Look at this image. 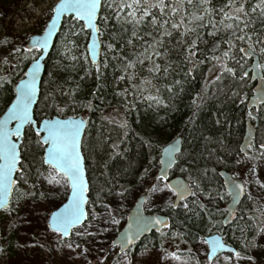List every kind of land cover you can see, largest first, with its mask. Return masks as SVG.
I'll use <instances>...</instances> for the list:
<instances>
[{"label":"snow or ice","instance_id":"snow-or-ice-1","mask_svg":"<svg viewBox=\"0 0 264 264\" xmlns=\"http://www.w3.org/2000/svg\"><path fill=\"white\" fill-rule=\"evenodd\" d=\"M44 22L36 32L29 34L23 43L5 40L0 49V211L9 214L15 211L11 194L15 191L17 203L32 198L33 208L48 209L55 207L43 219L46 227L56 234V245L60 249L67 248L73 252L82 245L68 239L76 231L77 237L95 236L98 233L89 232L92 222L101 216L93 208L92 219L85 205L89 203V183L85 178L84 147L82 133L87 121L83 117H68L67 119L45 118L36 119L35 105L41 100L45 107L54 108L63 113L65 109L75 111L77 108L92 110L97 107L93 100L104 101L99 95L104 83V71L111 66L119 72L113 79L116 84L127 81L128 86L117 88L114 95L127 100L129 93L147 99L159 106L165 105V99L160 95L161 87L171 95H176L174 88L182 85L196 72L203 81V87L191 97V106L195 109L188 123H194L197 112L210 97L218 98L220 94L240 99L246 85L249 72L243 70L245 58L257 52L264 54V0H57L44 12ZM65 18L69 23L64 26ZM82 21L83 24L79 25ZM79 25V27H78ZM65 30L61 33V29ZM85 29L90 30L91 38L82 56L71 55L77 49L75 39ZM101 36H106L103 59L99 58ZM62 37V50L73 62L70 67L74 71L83 59L87 64L84 75L74 80L69 75L64 80H57V75L48 73L47 81L42 79L45 56L56 46V38ZM175 52L178 59H169V53ZM11 57V59L9 58ZM30 61V63H25ZM57 69H67L69 65L59 62ZM255 70L252 78H258L260 84L258 95L250 102L247 116L249 120H262L259 103H264V63L259 61L253 65ZM26 69V70H25ZM145 71L147 75H141ZM95 73L97 85L88 94L87 99L79 96L81 82L88 75ZM169 83L159 85L154 81L167 78ZM181 77L177 79L175 77ZM229 81L224 87L223 82ZM15 81V82H14ZM68 81H72L71 84ZM138 81V82H137ZM41 85L45 86L42 93ZM183 91V88H180ZM155 93V94H153ZM247 100V95H244ZM132 105H125L127 110ZM255 107V113L251 110ZM119 115L117 109H113ZM215 115L216 124H227L231 120L219 108ZM110 123L117 124L120 129L128 127L126 120H116L105 117ZM35 133L32 141L36 154L32 155V168L25 165V156L21 145L27 142L28 135ZM41 132L44 134L41 135ZM127 136V132H124ZM107 138L101 133V140ZM210 139V138H205ZM122 140L113 142L111 148L114 154H119ZM151 146V140H146ZM223 144V140L220 141ZM181 149L177 143L169 144L159 156L161 167L155 175L149 168L139 174L141 184H149L143 200L165 189L173 193L176 199L167 200V205L173 210L171 217L144 216L137 208L129 230L120 238L121 254L127 261L126 249L131 247L144 232L155 230L160 237H169L175 244L176 239L184 243L202 240L210 246L207 264H264V207L248 208L242 205L241 197L249 183L264 187L256 174L255 164L249 167L251 180H237L229 176L224 184L225 191L215 183V168L199 166V157L193 156L192 161L181 169L186 173V179L169 182V170L179 166L176 153ZM243 156L236 161L264 159V141L256 143L254 133L249 132L242 148ZM218 162L223 157L216 158ZM193 165H196L195 167ZM47 166V167H45ZM43 169V170H42ZM30 177L35 182L30 181ZM154 181V182H153ZM59 185L64 189V199L55 202L48 199L50 190L45 188L37 194V185ZM104 189L101 188L100 192ZM109 188L108 192L112 193ZM128 190L115 191V195L123 199ZM97 193V200L105 209V223L118 224L115 209ZM225 195L231 198V207L223 218L233 240L239 247L226 242L222 236L216 235L204 239L192 227L203 217L212 220L219 211L215 206L217 199L223 200ZM207 199V203L205 199ZM251 200V196L247 197ZM123 207V205H119ZM184 213V219H176L175 210ZM188 221V223H185ZM183 228V231H180ZM107 231V229H103ZM239 233V235H237ZM227 233H225L226 235ZM115 241L113 246H115ZM161 248L164 249L163 243ZM88 251L87 248L83 249ZM183 251L192 253V248L182 250L176 247L173 251L164 249V255L174 261L185 264ZM79 255V253H78ZM192 257L189 256L188 259ZM130 264V261L128 262ZM199 264V260L196 261Z\"/></svg>","mask_w":264,"mask_h":264},{"label":"trees","instance_id":"trees-1","mask_svg":"<svg viewBox=\"0 0 264 264\" xmlns=\"http://www.w3.org/2000/svg\"><path fill=\"white\" fill-rule=\"evenodd\" d=\"M68 23L69 19H66L64 22L65 28ZM79 25H82V23L79 22ZM64 30L65 29L62 28L61 33H63ZM72 39H75L78 48L73 49L71 55L82 56L85 54L89 33L84 30V32ZM106 39V36H101L103 45L101 60L104 55L103 41ZM62 44V37H58L56 46L46 62V70L43 78L45 81L49 79L48 73L50 72L57 75L58 81L66 79L69 75H71L74 80H79V77L84 75V69L87 67L85 61L81 59L76 69L73 71L70 67L73 62L69 59V56L63 52L61 47ZM257 53L260 55L262 62H264V54ZM169 59L176 60L178 57L175 52H170ZM58 62L63 65H69V67L67 69H57L56 65ZM25 63H30V61H25ZM250 65L251 59L245 58L243 70L246 71ZM118 74L119 72L114 70L111 66L104 71L103 80L106 87L101 89L99 95L104 96L105 99L102 103L94 99L93 103L96 104L97 107L92 110H88L87 108H77L75 111L65 109L63 113H59L54 108L45 107L43 95H41V100L37 104L35 110L37 120L53 116L67 117L84 115L88 118V126L83 143V152L86 159L87 174L90 184L88 192V211L91 212L93 208L102 207L100 203H94L97 200V193L100 192L101 188H103L104 191L100 192V196L108 204L120 198L115 195V191L127 189L128 191L124 198L128 199L131 197L133 191L141 189L143 185L139 179V174L143 172L145 168H149L150 171L157 170L160 167L159 156L162 149L179 136L183 139V148L178 157V161L180 162L179 166L174 168L171 173L172 176H184L187 178L186 173H183L181 169L186 163L192 161L194 155L199 157L200 167L207 166L216 169L213 187L219 184L225 190L218 176L219 170H227L234 176H239L237 175L239 164H237L236 161L243 156L239 146L244 137L247 121L249 119L247 116V112L249 111L247 108L248 99L245 100L244 95H247L249 98L252 95L254 86L250 75L249 78H246V85L240 99L231 97L230 94L229 96L220 94L218 98L210 97L203 108L196 113L194 123L190 124L188 123V119L195 111L190 103L191 97L203 87V81L199 74L194 72L193 76L188 78L182 85L176 86L174 88L176 95L174 96L161 87L160 95L165 99L164 106L156 105L147 99H141L131 92L127 100L115 96V89L128 86L127 81L116 84L113 77ZM141 75H147V73L141 71ZM175 78L181 79L179 76ZM172 79L173 76L170 74L167 78L154 82L159 86L171 82ZM68 83L71 84L72 81H68ZM223 84L224 87L227 88L229 86V81L225 80ZM96 85L97 80L93 72L92 75L86 76L81 82L80 98L87 99L88 94ZM181 87L183 91H180ZM41 88L43 93L45 86L41 85ZM125 105L132 106L128 107L126 110ZM218 108L227 114L228 119L232 122L231 127L227 124L218 125L215 123L214 114L217 112ZM113 109H117L119 115L113 112ZM260 110L261 116L264 117V106H261ZM0 115H2V113H0ZM105 117H114L116 120H126L128 127L126 129H120L117 124L110 123ZM125 131L127 132L126 137L124 136ZM101 133L107 138L106 140H101ZM206 137L210 139L206 140ZM34 139L35 133L33 132L28 135L27 142L21 147L22 154L25 156L24 163L27 167L32 168L33 172H35V167L31 163V157L36 154L35 145L32 143ZM221 139L223 140V144L220 143ZM119 140L123 141L120 144L119 154H114L111 144ZM146 140H151V146L145 143ZM262 141H264V119L258 120L257 138L255 142L258 144ZM221 156L223 157V161L218 162L216 158ZM256 163H263L264 167V161L256 160ZM90 165L92 166V171L89 170ZM193 166L195 167L196 165ZM30 181L35 182L32 177H30ZM109 188L113 190L112 193L108 192ZM15 199L16 192L14 191L12 204ZM202 199H205L206 203L208 202L206 198L202 197ZM228 200L229 196L225 195L223 200L217 199L215 201V206L219 211L213 215L211 221H209L207 217H203L202 214L201 221L195 226L189 224V227H192L193 231L198 232L204 239L213 233H220L226 242L232 244L234 247H239L233 240L231 230L228 227L224 228L219 222L224 215ZM242 205L246 206V200L242 202ZM247 207L255 208L249 205ZM115 210L116 219H119L116 229L117 235L121 230V225H123L126 220L129 207L120 208L115 206ZM150 212L163 213L170 217L173 215V210L170 208L166 210L157 208ZM175 212L177 213L176 219L183 220L185 218L182 210L177 209ZM11 214L12 216H17L16 211ZM88 219L91 220L90 215ZM185 223H188V221H185ZM77 230L82 229L78 228ZM180 231H183V228H180ZM50 232L51 231L46 227L45 223L42 232L44 241L46 237L50 235ZM225 233L227 234L225 235ZM237 235H239V233H237ZM44 241H42L43 244H46L47 241ZM197 241L199 240L195 242L189 241V243L186 244L182 240L176 239L175 244H173V240L170 236L162 240L159 233L154 232L134 245L127 254H129L133 260H136L137 258H142L143 255H148L145 253L148 251L158 250L164 252V249L173 251L176 247L186 250ZM161 243H163L164 249L161 248ZM11 246L12 242L9 248L4 247L3 239L0 236V251L4 250L9 252ZM170 248L172 249L170 250ZM182 255L186 258L189 253L183 251ZM166 259H169V261L172 262L171 264L181 263L169 257H166ZM156 264H160L159 261Z\"/></svg>","mask_w":264,"mask_h":264},{"label":"rangeland","instance_id":"rangeland-1","mask_svg":"<svg viewBox=\"0 0 264 264\" xmlns=\"http://www.w3.org/2000/svg\"><path fill=\"white\" fill-rule=\"evenodd\" d=\"M56 2L57 0H0V49L7 47L2 43L5 40L12 41L17 45L23 43L25 38L36 32L44 22L46 8ZM9 58L11 59V57ZM253 164L256 166V174L261 181H264L263 163L257 164L256 161H245L239 164L238 177L242 180H251L249 167ZM89 170L92 171L91 165ZM157 172L158 169L152 170L151 174L155 175ZM149 186V184H143L141 189L133 191L130 198H119L117 201H113L111 203L112 208L115 209V206L119 207L122 204V208L129 207L130 211L138 198L145 194ZM45 188L50 190L48 196L50 201L59 202L64 199V189L59 185H48L47 182H44L43 187L37 185V194L44 191ZM246 192L247 197L251 196L252 198L249 200L246 197V206L264 207V187L249 183ZM17 195L16 193V199L13 203L17 216L2 212L0 217V236L3 239L4 247L9 248L12 242L9 252L0 251V264H128L129 261L130 264H156L158 261L160 264L172 263L169 259H166L164 252L158 250L145 252L148 255H143L142 258L136 260H133L127 254L126 261L124 256L119 253V248L112 247V242L117 236L116 229L118 225L105 223L107 217L103 207L95 208L96 212L101 213V216L93 221V226L88 229L89 232L98 233L97 235L77 237L75 232L81 230H76L70 237V240L81 244V248H77L74 252L67 248H58L55 243L56 234L53 232H50V235L46 237V244H43L44 235L42 232L46 223L43 217L50 211H54L55 207L49 205L47 210L44 208L34 209L33 205L36 201L29 198L17 203ZM168 198L173 201L176 199L175 195L167 189L163 193L153 194L147 200L146 210L169 209L166 206ZM91 212L89 211L90 216ZM124 224L125 222L121 225V229ZM103 229H107V231H103ZM189 247L192 248V253L186 256L185 264H196L197 260H199V264H207L206 254L209 251L207 244L199 240ZM84 248H87L88 251L84 252ZM189 256L192 258L188 259Z\"/></svg>","mask_w":264,"mask_h":264},{"label":"water","instance_id":"water-1","mask_svg":"<svg viewBox=\"0 0 264 264\" xmlns=\"http://www.w3.org/2000/svg\"><path fill=\"white\" fill-rule=\"evenodd\" d=\"M66 19H68V18H65V20L63 21V23L66 21ZM80 22L83 24L82 21H80ZM85 30L89 33V39H90V38H91V32H90V30H88V29H85ZM57 39H58V38H56V41H57ZM99 39H100V41L102 42L101 37H100ZM88 43H89V40H88ZM87 46H88V44H87ZM102 48H103V45H102V43H101V44H100V50H99V58H100V59H101V56H102ZM53 49H54V48H51L47 53L44 54V56H45V64H44V69H43L42 72H41L42 79L44 78V75H45L46 62H47V60L49 59V56H50V54H51V52H52ZM247 58L251 59V65L248 67V69H247L246 71L249 72L250 78H251L252 82L254 83V86H253V89H252V95H251V96L248 98V100H247V108H248V110H250V109H249V104H250V102L255 98V96L258 95L257 88H258L259 84L261 83L260 80H259L258 78H252L253 75H254V72H258V71H259V70H255V69L253 68V65H254V63L257 62V61H259L260 63H262V61H261V57H260V55H259L258 53L254 54V55L251 56V57H247ZM261 106H264V103H259V104H258V107H259V108H260ZM34 107H35V110H36L37 105H35ZM251 110H255V107H253ZM57 117H59L60 119H67L68 117H83V118L87 121V124H86V126H85V129H84V131H83V133H82V138H83V142H84V137H85L86 130H87V126H88V119H87L85 116H83V115H80V116H67V117L53 116V117H49V118H57ZM43 119H45V118H43ZM41 120H42V119H41ZM257 129H258V120H249V119H248V121H247V125H246V131H245L244 137H243V139H242V142H241V144H240V152H241L242 154H243L242 148H243V146H244L245 141L247 140V135H248V133H249L250 131L253 132V133H254V139L256 140V138H257ZM43 134H44V133L41 132V135H43ZM172 143H177L178 147H179V148L181 149V151H182V148H183V139H182V137H177V138H175V139H174L172 142H170L169 144H172ZM169 144H167L163 149H165L166 147H168ZM21 146H22V145H21ZM163 149H162V152H163ZM81 151H82V153H83V148L81 149ZM181 151L178 152V153H176L177 160H178V155L181 153ZM162 152H161V153H162ZM83 155H84V153H83ZM84 166H85V178H86V180H87L88 183H89V180H88V174H87V167H86V159H85V156H84ZM160 167H161V165H160ZM172 169H173V168H172ZM172 169L169 170V174H168V176H169V182H171V183H175L177 179H185L183 176H177V177H174V178H170V172H171ZM219 175H220V177H221V179H222V181H223V184H224V181H225L229 176H232L234 179H237V180L242 181L241 179L235 178V177H234L229 171H227V170H221V171L219 172ZM224 186H225L226 189H227V185L224 184ZM89 187H90V184H89ZM13 194H14V191H13V193L11 194V201H12ZM86 195L88 196V193H86ZM144 195H145V194H144ZM144 195H142L141 197L138 198V200L136 201V203L134 204V206L131 208L130 212L128 213L127 218H126V221H125V224H124V227L120 230V232L117 234V236H116L115 239L113 240V242H114V241L116 242V243H115V246H113V242H112V247H114V248H119V253H120V254H121V246H120V243H119L120 238L124 235L125 232H127V231L129 230V225L132 224V222H133V218H134V215L136 214V211H137V208H138V207H139V209H140V212H142L144 216H155V215H160V216L170 217L169 215H167V214H163V213H150V212H147V211H146V202H147V200H143V196H144ZM245 195H246V189H245V193H244V195L241 197V202H242V200L244 199ZM88 197H89V196H88ZM85 207H86V209L88 210V204H86ZM230 207H231V200H230V202H229L228 205H227V210H228ZM54 211H55V210H54ZM2 212H4V211H0V217H1ZM227 214H228V212H227ZM226 216H227V215H226ZM224 227L226 228L227 226H224ZM78 228H79V227H78ZM78 228H77V229H78ZM49 230L51 231V229H49ZM75 230H76V229H75ZM75 230H74V231H75ZM74 231H73V232H74ZM51 232H52V231H51ZM73 232L71 233V235L73 234ZM153 232L157 233L154 229L151 230V231H146V232H144V233H143L138 239H136V240L134 241V243L132 244L131 247H129V248L126 249V251L128 252V251H129L134 245H136L137 243H139L142 239H144L145 237L149 236V235L152 234ZM71 235H70V236H71ZM216 235H220V236H222L221 234L217 233V234H213V235L207 236L205 239H208V238H210V237H212V236H216ZM222 238H223V236H222ZM223 239H224V238H223ZM208 248H209V250H210V246H209V245H208Z\"/></svg>","mask_w":264,"mask_h":264},{"label":"flooded vegetation","instance_id":"flooded-vegetation-1","mask_svg":"<svg viewBox=\"0 0 264 264\" xmlns=\"http://www.w3.org/2000/svg\"><path fill=\"white\" fill-rule=\"evenodd\" d=\"M162 152V151H161ZM179 157V156H178ZM160 168V167H159ZM159 168H158V170H159ZM221 170H219L218 171V176H219V178H220V180H221V182H222V184H223V181H222V179H221V177H220V175H219V172H220ZM171 173H172V171L170 172V178H174V177H177V176H172L171 175ZM232 174V173H231ZM233 175V174H232ZM234 176V175H233ZM235 178H238V179H241V178H239V177H237V176H234ZM242 180V179H241ZM243 181V180H242ZM223 187L225 188V190H227L226 189V187L224 186V184H223ZM145 194H146V192H145ZM246 197H247V192H246V195H245V197H244V199L242 200V202L244 201V200H246ZM230 200H231V198L229 197V200L227 201V203H226V206H225V212H224V215H223V217L219 220V222L222 224V226L224 227V225H223V218L227 215V205H228V203L230 202ZM146 204H147V202H146ZM147 212H150V211H147ZM150 213H152V212H150ZM225 228V227H224ZM154 233V232H153ZM213 234H217V233H213ZM213 234H211V235H213ZM151 235V234H150Z\"/></svg>","mask_w":264,"mask_h":264},{"label":"bare ground","instance_id":"bare-ground-1","mask_svg":"<svg viewBox=\"0 0 264 264\" xmlns=\"http://www.w3.org/2000/svg\"><path fill=\"white\" fill-rule=\"evenodd\" d=\"M180 137V136H179ZM242 142V141H241ZM241 144V143H240ZM239 149H240V146H239ZM175 168V167H174ZM174 168L171 170V171H173L174 170Z\"/></svg>","mask_w":264,"mask_h":264}]
</instances>
